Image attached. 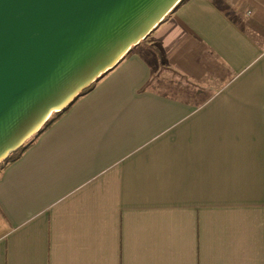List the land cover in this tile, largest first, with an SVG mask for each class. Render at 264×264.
<instances>
[{
	"label": "crops",
	"instance_id": "crops-1",
	"mask_svg": "<svg viewBox=\"0 0 264 264\" xmlns=\"http://www.w3.org/2000/svg\"><path fill=\"white\" fill-rule=\"evenodd\" d=\"M150 38L0 171V264H264V0Z\"/></svg>",
	"mask_w": 264,
	"mask_h": 264
},
{
	"label": "water",
	"instance_id": "water-1",
	"mask_svg": "<svg viewBox=\"0 0 264 264\" xmlns=\"http://www.w3.org/2000/svg\"><path fill=\"white\" fill-rule=\"evenodd\" d=\"M184 0H0V164Z\"/></svg>",
	"mask_w": 264,
	"mask_h": 264
},
{
	"label": "trees",
	"instance_id": "trees-1",
	"mask_svg": "<svg viewBox=\"0 0 264 264\" xmlns=\"http://www.w3.org/2000/svg\"><path fill=\"white\" fill-rule=\"evenodd\" d=\"M135 49V48H133ZM97 83H94L93 85H91V87H89L87 90H85L81 97L79 99H81L82 97L86 96L90 91H92L94 89V87L96 86ZM78 99V100H79ZM77 100V101H78ZM76 101V102H77ZM75 102V103H76ZM74 103V104H75ZM73 104V105H74ZM72 105V106H73ZM70 106L66 111L60 113V114H54L51 119L45 124V126L43 127L42 131L40 132V134L34 138L30 143H28L25 147L19 149L18 151L14 152L13 154H11V156L2 164H0V171L4 170L6 168V166H8L9 164L14 163L15 161H17L33 144L34 142L49 128L51 127L56 121H58L66 112H68V110L72 107Z\"/></svg>",
	"mask_w": 264,
	"mask_h": 264
},
{
	"label": "rangeland",
	"instance_id": "rangeland-1",
	"mask_svg": "<svg viewBox=\"0 0 264 264\" xmlns=\"http://www.w3.org/2000/svg\"><path fill=\"white\" fill-rule=\"evenodd\" d=\"M139 46H140V48H142L143 50H144L145 48H149V49L155 51V48H154L153 45L151 44V38H150V36H149L146 40L142 41L141 44H140ZM139 46H138V47H139ZM161 69H162V70L160 71V74H159L158 77H157V78H160V79H158L157 82H159V80H160V81H162L161 84L164 83V85H161V86L159 85L158 87H161V88H163V89H166V88H167V84H169V83H177V82H179V79H178V77L176 76V74H174V72H169V71L166 70L165 68H161ZM174 87H175V85H174ZM169 89H170V88H169ZM172 90H173V88H172Z\"/></svg>",
	"mask_w": 264,
	"mask_h": 264
}]
</instances>
